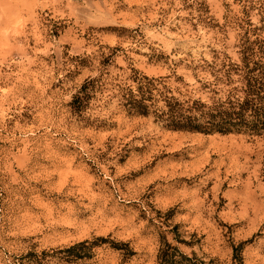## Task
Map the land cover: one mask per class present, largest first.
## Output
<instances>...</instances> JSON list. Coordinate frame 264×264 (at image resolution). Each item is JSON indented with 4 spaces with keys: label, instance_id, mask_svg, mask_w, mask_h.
Here are the masks:
<instances>
[{
    "label": "rangeland",
    "instance_id": "obj_1",
    "mask_svg": "<svg viewBox=\"0 0 264 264\" xmlns=\"http://www.w3.org/2000/svg\"><path fill=\"white\" fill-rule=\"evenodd\" d=\"M258 42L264 0H0V264H159L163 237L264 264V134L174 131L112 97L135 68L211 102L203 85ZM97 237L90 259L59 252Z\"/></svg>",
    "mask_w": 264,
    "mask_h": 264
},
{
    "label": "trees",
    "instance_id": "obj_2",
    "mask_svg": "<svg viewBox=\"0 0 264 264\" xmlns=\"http://www.w3.org/2000/svg\"><path fill=\"white\" fill-rule=\"evenodd\" d=\"M239 52L242 54L239 62L223 63L215 71L214 79L203 85L216 95L223 93L211 102L201 98L181 99L166 85L164 77L149 76L135 68L129 77L131 83L118 86L112 97L118 99L119 106L127 115L152 117L156 123L170 130L207 135L216 133L263 135L264 43L243 45ZM102 85L100 78L87 77L73 95L71 101L73 111L76 113L85 111L95 93L102 89ZM174 228L173 232L177 230L178 225ZM99 241L107 242V239L97 237L92 241L83 240L60 249L59 252L64 253L67 260L90 259L93 255L92 250L99 245ZM237 253V247H234V258L243 264L241 255ZM32 256L38 257V254L28 252L17 257L14 264H26L25 259ZM158 262L214 264L213 259L205 261L195 252L190 255L181 251L166 237L162 238Z\"/></svg>",
    "mask_w": 264,
    "mask_h": 264
}]
</instances>
